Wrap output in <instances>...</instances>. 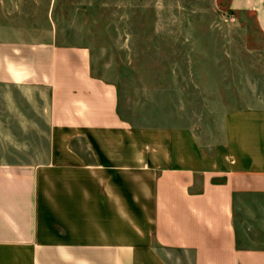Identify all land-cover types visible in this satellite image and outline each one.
Segmentation results:
<instances>
[{"label": "crops", "instance_id": "crops-1", "mask_svg": "<svg viewBox=\"0 0 264 264\" xmlns=\"http://www.w3.org/2000/svg\"><path fill=\"white\" fill-rule=\"evenodd\" d=\"M228 3L264 35V0ZM59 36L22 16L0 22V89L49 132L40 160H0V264H169L158 250L264 264V110L228 115L210 144L177 118L147 126L134 106L138 121L126 120L90 48Z\"/></svg>", "mask_w": 264, "mask_h": 264}, {"label": "rangeland", "instance_id": "rangeland-1", "mask_svg": "<svg viewBox=\"0 0 264 264\" xmlns=\"http://www.w3.org/2000/svg\"><path fill=\"white\" fill-rule=\"evenodd\" d=\"M0 1V22L47 23L61 42L90 48L94 74L115 83L126 120L138 121L135 106L138 122L177 118L210 144L222 139L228 115L264 110V35L228 0H54L49 10L31 0ZM10 92L0 89V160H40L49 135L44 117L20 100L16 110ZM158 252L169 264H190L177 252Z\"/></svg>", "mask_w": 264, "mask_h": 264}]
</instances>
